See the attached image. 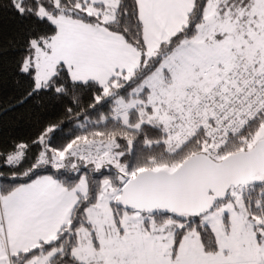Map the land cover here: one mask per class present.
Listing matches in <instances>:
<instances>
[{"label": "snow or ice", "instance_id": "1", "mask_svg": "<svg viewBox=\"0 0 264 264\" xmlns=\"http://www.w3.org/2000/svg\"><path fill=\"white\" fill-rule=\"evenodd\" d=\"M0 264H264V0H0Z\"/></svg>", "mask_w": 264, "mask_h": 264}]
</instances>
